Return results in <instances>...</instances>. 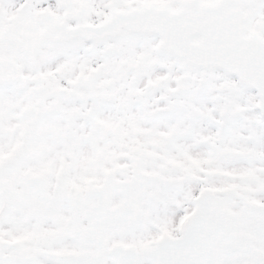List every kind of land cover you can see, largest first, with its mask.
<instances>
[{
    "label": "snow or ice",
    "instance_id": "6c2138e0",
    "mask_svg": "<svg viewBox=\"0 0 264 264\" xmlns=\"http://www.w3.org/2000/svg\"><path fill=\"white\" fill-rule=\"evenodd\" d=\"M0 264H264V0H0Z\"/></svg>",
    "mask_w": 264,
    "mask_h": 264
}]
</instances>
